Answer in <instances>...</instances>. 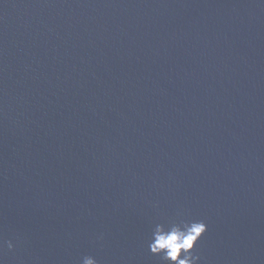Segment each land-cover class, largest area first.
Instances as JSON below:
<instances>
[{
    "label": "water",
    "instance_id": "95a60500",
    "mask_svg": "<svg viewBox=\"0 0 264 264\" xmlns=\"http://www.w3.org/2000/svg\"><path fill=\"white\" fill-rule=\"evenodd\" d=\"M178 213L264 264V0H0V264H163Z\"/></svg>",
    "mask_w": 264,
    "mask_h": 264
},
{
    "label": "clouds",
    "instance_id": "9594fccd",
    "mask_svg": "<svg viewBox=\"0 0 264 264\" xmlns=\"http://www.w3.org/2000/svg\"><path fill=\"white\" fill-rule=\"evenodd\" d=\"M177 216L175 220L154 225L148 241L150 253L160 257L163 264H201L202 257L196 245L207 232V224L203 220L185 219L183 213ZM5 246L9 252L14 251L12 240L0 241V254ZM82 264L98 262L93 256H84Z\"/></svg>",
    "mask_w": 264,
    "mask_h": 264
}]
</instances>
